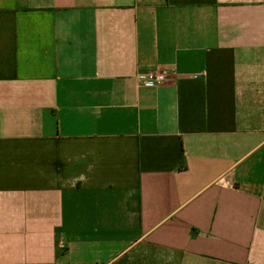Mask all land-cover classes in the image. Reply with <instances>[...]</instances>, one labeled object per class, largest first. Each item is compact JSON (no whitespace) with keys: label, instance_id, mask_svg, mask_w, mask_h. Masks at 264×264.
Instances as JSON below:
<instances>
[{"label":"crops","instance_id":"1","mask_svg":"<svg viewBox=\"0 0 264 264\" xmlns=\"http://www.w3.org/2000/svg\"><path fill=\"white\" fill-rule=\"evenodd\" d=\"M0 264H264V0H0Z\"/></svg>","mask_w":264,"mask_h":264},{"label":"built area","instance_id":"2","mask_svg":"<svg viewBox=\"0 0 264 264\" xmlns=\"http://www.w3.org/2000/svg\"><path fill=\"white\" fill-rule=\"evenodd\" d=\"M169 75L163 71L153 70L144 73H138L135 76L137 84L145 87H155L166 82Z\"/></svg>","mask_w":264,"mask_h":264}]
</instances>
